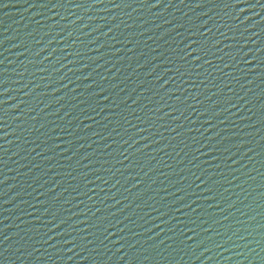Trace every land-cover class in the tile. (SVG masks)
Masks as SVG:
<instances>
[{"label": "water", "instance_id": "95a60500", "mask_svg": "<svg viewBox=\"0 0 264 264\" xmlns=\"http://www.w3.org/2000/svg\"><path fill=\"white\" fill-rule=\"evenodd\" d=\"M0 264H264V0H0Z\"/></svg>", "mask_w": 264, "mask_h": 264}]
</instances>
